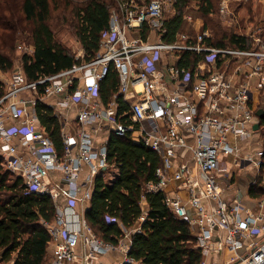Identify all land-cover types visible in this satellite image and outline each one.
Listing matches in <instances>:
<instances>
[{"label":"built area","instance_id":"obj_1","mask_svg":"<svg viewBox=\"0 0 264 264\" xmlns=\"http://www.w3.org/2000/svg\"><path fill=\"white\" fill-rule=\"evenodd\" d=\"M170 1L119 0L95 58L33 82L20 67L0 98L3 167L22 177L30 192L49 195L56 206L54 221L45 222L55 245L53 264H97L110 251L129 252L119 244L130 236V229L122 226L124 234L117 244L106 242L76 209L91 199L96 176L110 167L107 142L99 145L92 135L104 127L159 155L156 180L149 181L145 191L163 192L169 208L191 225L205 257L225 253L230 254L227 264H264V199L250 210L244 202L231 203L224 197V183L234 174L229 165L251 162L260 169L262 162L263 150L256 160L240 156V142L253 134L263 103L262 26H248L241 34L252 40L247 48L211 45L209 29L183 30L167 40L164 12ZM229 1L221 2L225 16L232 13ZM145 29L147 38L142 36ZM112 67L119 85L105 104L101 83ZM43 83L47 85L40 94ZM26 92H31L29 98ZM61 94H66L61 105L77 106L79 126L74 133L64 131L62 155L32 110L38 98ZM118 97L127 103L124 109ZM9 119L21 125H9ZM185 151H190L194 165ZM85 168L88 174L82 180ZM58 174L61 184L52 180ZM261 187L264 191V175Z\"/></svg>","mask_w":264,"mask_h":264},{"label":"trees","instance_id":"obj_2","mask_svg":"<svg viewBox=\"0 0 264 264\" xmlns=\"http://www.w3.org/2000/svg\"><path fill=\"white\" fill-rule=\"evenodd\" d=\"M0 0V71L14 68L15 49L19 42L32 44L33 53L21 57L28 81L59 73L75 64L95 58L101 39L110 28L112 10L108 0ZM197 2L204 18L199 30L209 29L213 36L209 44L217 47L247 48L252 40L213 21L214 0H174L175 14L166 18L164 39L174 40L178 32L187 30L184 9ZM59 9L65 22L73 26L83 49L77 58L57 38L54 32V13ZM142 36L147 38L146 29ZM47 83L38 86L44 93ZM118 74L111 68L101 83L100 95L105 104L115 96ZM7 89L0 79V98ZM120 108L127 103L117 98ZM35 113L46 129L58 152H64V125L56 108L38 98ZM264 120V118H262ZM264 122V121H263ZM107 159L119 171L111 183L103 175L95 178L93 193L85 217L94 232L104 241L117 244L123 236L122 226L140 229L132 234L129 261L123 264H204L205 254L188 221L178 217L166 204L163 192H146L145 186L156 180L161 166L159 155L144 143L111 132L107 140ZM256 183L250 188L252 197H262L264 175V145ZM0 155V262L4 264H45L51 241L49 226L56 216V206L47 194L30 192L22 177L6 170ZM147 207L143 209L142 201ZM109 217L116 221H109Z\"/></svg>","mask_w":264,"mask_h":264},{"label":"crops","instance_id":"obj_3","mask_svg":"<svg viewBox=\"0 0 264 264\" xmlns=\"http://www.w3.org/2000/svg\"><path fill=\"white\" fill-rule=\"evenodd\" d=\"M138 34L139 33H134V35L136 36ZM21 67L23 68V66ZM254 81L256 80L254 79ZM30 95H31V92H26L24 94L26 98H29ZM65 95L66 94H61V96L60 95L50 96V97H45L42 99L46 101L47 103L53 105L56 108L57 113H61L59 115H61L63 117V120L65 121V122L63 121L64 126H65L64 131L69 132V133H74L79 127L78 126V115H77L78 108L74 103H72V105L70 106L61 105L60 100ZM260 109H264V92H263V103ZM32 110L35 111V108ZM263 121L264 120H262V118L258 115L257 121L254 123L253 134L247 140H243L240 142V146H241L240 156L242 158H245L248 155L249 157H252L254 160H256L257 159L256 156L259 157L258 155L259 152L263 150V145H264V122ZM7 124L12 125V126L13 125L20 126L21 121L17 119H9L7 121ZM257 124H260L258 128H256ZM98 132H102L100 137L97 134ZM110 133L111 132L108 131L106 127H104V129L102 128L101 130L93 131L92 135H94L97 144L100 145V144H103L104 142H107ZM96 134H97V137H96ZM185 155L188 158L189 162L192 165H194L193 158L191 157L190 151H185ZM228 169L231 170L230 172L233 171L234 174L231 180L224 183L225 199L231 203L236 202V200L242 201L245 203L247 209L253 210L255 208V205L264 199V194L262 197H252L249 193L250 188L252 187V185L256 183V180L258 178V175L260 172L259 167L256 166L255 163L248 162V164H245L243 167L229 165ZM87 174H88V168H85L82 174V180H85V178L87 177ZM101 175L104 176L107 182L111 183L118 177L119 171L117 168L111 167L110 169L104 171ZM108 175H110L111 177H108ZM52 180H54V182L57 184L62 183V177L59 174L54 175L52 177ZM175 184L176 183L172 184L170 188L174 189ZM89 202L90 200L85 203L84 207L82 206L76 207L77 212L80 210L81 212L83 211L84 213H86V210L89 207ZM141 204H142L143 209L147 207L146 200H143ZM189 208H190V214L194 216L195 213H194V209L192 208L191 204H189ZM242 215L245 216L246 214L242 213ZM139 229H140L139 225H136V227L130 229V232H131L130 236L123 238L122 241H120L119 246L124 245L130 248L131 242H132V234ZM127 256L128 254H126L123 249L119 248L117 250L110 251L100 256L99 259L97 260V264H123L126 262ZM219 257L220 256H218L217 254L206 257V264H213L214 260L218 261L217 259H220ZM54 258H55V245L51 243L50 241L45 264H53ZM225 259L227 258L225 257ZM0 264H4V263L0 262Z\"/></svg>","mask_w":264,"mask_h":264},{"label":"rangeland","instance_id":"obj_4","mask_svg":"<svg viewBox=\"0 0 264 264\" xmlns=\"http://www.w3.org/2000/svg\"><path fill=\"white\" fill-rule=\"evenodd\" d=\"M74 3L80 2L79 0H72ZM148 1V0H143ZM112 12L119 10V0H108ZM222 0H214L215 7L214 13L210 16L213 21H221L223 25L228 28H234L238 34L245 33L248 30V26H262L263 30V37H264V0H230V6L232 13L225 14L221 13L220 6ZM63 9H59L54 13L55 19L53 20L52 24L54 27V32L56 38L67 48L69 51L74 54L77 58H83L84 54L82 51V46L78 41L73 26L65 22V17L62 14ZM184 15L186 19L185 28L199 30L203 27L204 18L200 11V6L197 2L193 1L187 8L184 9ZM175 14L174 8V0H171L167 9L164 12L166 18ZM188 17H191V20H188ZM226 18V19H224ZM248 24V25H247ZM19 45L15 49V63L14 68L10 71L3 72L0 71V79L5 83L6 89L8 88L9 81L15 74L17 70L22 66L21 57L24 53L33 51L30 49L32 44L27 41H22L18 43ZM19 46H22L20 49ZM28 50V51H26ZM164 68L166 66L164 65ZM2 74V75H1ZM61 116V115H60ZM62 120L63 117L61 116ZM64 121V120H63ZM104 129V128H103ZM102 132H98L97 134L101 135ZM96 134V137H97ZM111 166L109 167V169ZM252 173V172H251ZM108 177H111L108 175ZM222 254L218 261L214 260L213 264H227L226 258H229L230 254ZM222 260V261H221ZM225 260V261H224ZM233 264V263H231Z\"/></svg>","mask_w":264,"mask_h":264},{"label":"water","instance_id":"obj_5","mask_svg":"<svg viewBox=\"0 0 264 264\" xmlns=\"http://www.w3.org/2000/svg\"><path fill=\"white\" fill-rule=\"evenodd\" d=\"M258 115L261 117V118H264V109H260L258 110ZM260 126V124H257L256 128H258Z\"/></svg>","mask_w":264,"mask_h":264}]
</instances>
